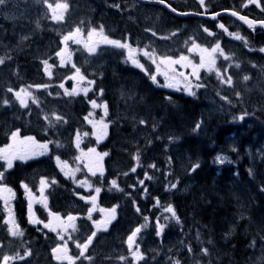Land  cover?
<instances>
[{"label": "trees", "instance_id": "trees-1", "mask_svg": "<svg viewBox=\"0 0 264 264\" xmlns=\"http://www.w3.org/2000/svg\"><path fill=\"white\" fill-rule=\"evenodd\" d=\"M171 5L181 11L187 10ZM68 6L74 11V17L71 11L64 13L62 20L53 16L44 21L40 30L33 27L31 16L13 23L0 20V41L10 46L5 51L0 49V59L4 60L0 64V147L8 143L11 129L20 132L22 137L30 136L39 143H49L50 153L30 166L40 165L45 175L60 183H49L55 194L54 201H60L72 192L66 188L67 183L59 181L55 164L59 157L60 162L76 168L79 177L111 192L112 201L123 206L128 215L133 212L138 218V222H133L134 227L140 225L142 232L145 229L151 237H156L160 234L159 225H163L161 239L166 243L165 247L177 251L176 245L181 239L188 250H196L200 256L192 258L188 264H257L263 254L251 245L264 246V191L259 190L263 183L257 176L262 174L264 181V170L240 160L242 175L233 177L231 167L216 166L215 157L225 140L222 125H229L227 119L212 117L205 120L203 103L199 99L192 101L182 94H167L138 71L125 73L122 69H114L120 74V78H115L117 72H113V66L104 68L99 81H94L87 92L75 94L72 68L61 61L63 39L74 27L86 25L87 15L95 21L100 9L94 4H79L77 0ZM141 7L149 12L152 10L146 4ZM108 10L111 14L102 21L110 28L116 23L117 15L112 9ZM149 14L151 26L160 27L153 20V14ZM171 16L165 12L164 17ZM191 19L194 20L178 18L182 30L178 26L177 38L184 40L195 36L202 39L203 26L207 22L196 19L194 23ZM133 26L130 31L133 45L141 44L145 39L141 25ZM28 27L33 28V35L24 42L20 32ZM122 28L126 29V26ZM160 30L155 32L161 33ZM117 36L113 32L109 35L111 39ZM149 48L154 50L151 45ZM158 58L154 57L155 60ZM16 92L31 96V100H23L26 106L18 101ZM5 100L9 103L4 104ZM93 101L98 105L97 109L92 108ZM92 119L109 124L110 134L101 145L90 139L93 135L88 121ZM146 129L150 134L141 135L139 141L137 132ZM195 130L202 134H194ZM243 131L248 134L237 133L233 142L237 159L245 156L243 152L252 142L264 137L258 130L253 133L249 128ZM254 133L257 134L254 136ZM76 141L79 149L75 148ZM97 145L99 150L109 154L106 164L111 178L104 183L85 172L80 157L83 149ZM10 176L16 177L12 185H19L20 179L24 181L27 177L25 171L24 175L9 172L7 177ZM118 178L133 180L118 181ZM112 179L117 184L114 189ZM26 181L28 183V179ZM19 191L22 193L23 190ZM169 206L175 216L166 210ZM203 249L208 250L207 255ZM159 259L160 256L151 258L147 264H161ZM179 259L182 261L178 262ZM185 259L174 254L165 264H184Z\"/></svg>", "mask_w": 264, "mask_h": 264}, {"label": "rangeland", "instance_id": "rangeland-1", "mask_svg": "<svg viewBox=\"0 0 264 264\" xmlns=\"http://www.w3.org/2000/svg\"><path fill=\"white\" fill-rule=\"evenodd\" d=\"M248 1H252V0H246L244 1V4H246ZM258 4L259 0H256ZM264 1V0H262ZM64 3H68V0H40V2H37V0H8V4L6 6H0V19L7 21L9 23H13L16 21H19L20 17L23 16L24 14L28 13V12H34L35 13V22L41 23L42 21L46 20L49 18V13H50V9L54 8L57 9L56 5L57 4H64ZM123 4L128 5V8L126 9H132L136 12H139L141 9L138 8L139 4H136L135 2H133L132 0H126L122 2ZM51 4L52 7H48V5ZM160 8L158 7H154L153 10L156 11L155 13V17H159L160 14H162V11L159 10ZM60 12V11H57ZM64 16V14H61ZM60 15V16H61ZM143 17H145L146 19L149 18L148 14L146 12H142L141 14ZM101 28L103 29V32L101 34ZM79 29L80 31L77 32L76 30ZM93 29H96V32L93 33L91 35V37L89 36V33L92 32ZM73 34V38L69 39L68 41H66L67 43L70 42L71 45H80L82 46L86 53L87 56L84 57V62L86 67H88L90 70H92L93 72L96 73V70H98L101 67H104L107 62L105 61L104 57H103V53L100 55V49L104 48L106 46H108V43H105L103 40V37H107L106 35V31L104 29V25L101 21V18H98L96 20L95 23H90L88 22L86 25H80V26H76L72 29V31L67 32L66 36L69 34ZM108 38V37H107ZM78 41V42H77ZM194 40H186L183 44H181V53L185 52L186 50L189 52L188 56H181V57H185L186 59L181 60V57H178L177 59H172L171 61H179V63H172L171 61L167 60V59H162V60H158V62L161 64V68L160 71L161 73L160 76L163 80L164 85L169 88V89H173L176 90V88H184L186 90L187 93L190 94V91L193 93L192 89H190L188 86H186L184 83H182L181 81H179L174 75L169 76L168 73L165 70H170L171 68L175 69L178 66L181 68H186L188 69V71L194 70V75H197L198 71L204 70V69H209V70H213L214 72H217V66L216 63H219L223 58H224V52L222 50H219L218 53V58L214 59L213 55L208 51H204L203 46L201 45H194ZM87 45V46H86ZM5 43L0 41V49L5 51ZM93 47L95 48V51L90 52L89 48ZM158 47L161 49L162 46L158 45ZM76 51V49H75ZM230 54H233V50L230 49ZM210 53V56H209ZM192 57H197L199 58L203 64L206 65H211L210 67H194L192 65ZM64 63H69V64H73L76 61L74 60V53L70 52L67 50H65V54L63 57ZM252 62L255 61L254 58H251ZM257 67H259L258 65H256ZM79 70L82 71V68L79 67ZM260 70V69H259ZM258 70V72H259ZM227 71V70H226ZM226 71L223 72V74H226ZM90 75H93L90 73ZM76 80L79 82L78 85H75V90L74 93L78 94L81 91L87 92L88 91V85H87V78L85 76H83L82 74H76L75 75ZM189 79V78H188ZM238 79V84L235 85L233 84V88L234 90H242L244 92V97L250 99L253 95L257 97L258 101L262 104H264V89L262 88V86L259 84V82L257 81V79L255 77H249L248 80H244L243 78H237ZM171 85V86H168ZM190 89V91H189ZM216 90L220 91V89L216 88ZM206 89L203 90V94L206 96V100L209 104V110L213 111V112H217L222 116H226L228 115V113L233 109V107L235 105H237L239 102H244L246 103V99L243 97H237L234 99L229 100L228 96L225 95V97L227 98L228 102L224 103L222 106H217L216 103H218V99H216L214 96H209L207 95V93H205ZM229 91H226V93H228ZM233 92V91H232ZM257 92V93H255ZM20 100H25L28 101L29 100V96H22L20 95ZM215 100L216 103H214L213 101ZM97 105V104H96ZM92 108L97 109L98 106L93 107V104L91 103ZM103 110V109H102ZM103 121H98V120H93L92 122V127L94 128V135L98 138H104L106 131L108 130V125L103 122ZM104 125H107V127L105 128ZM13 138V136H12ZM18 137L16 136L14 141L17 139ZM252 144H254V142H252ZM75 145H79V142L76 141ZM3 150V154H13V153H20L23 152L25 153L28 158L30 159L31 156H36V155H40L41 153V149L39 146H37L36 144L33 143V141H25V140H20L15 141L11 146H8ZM217 157H222L223 158V163L228 161V158L225 156H222L221 154L217 155ZM103 158H104V154L98 152V151H94V152H89L88 154L84 155V159H86V165L89 169V171L93 172V173H102L103 172ZM250 159V158H249ZM217 160V158H216ZM251 160V159H250ZM217 162L219 164H221V162H219L217 160ZM251 164L253 166L259 167L261 165L260 162H251ZM72 174H74V172H71ZM82 186L87 187V184H83ZM0 191L2 193H9L8 190L6 189H2L0 188ZM101 216H103L102 218V228L104 229V226H109L113 221H114V212L113 210H104L101 212ZM56 230H58V235H57V231H54V235L56 237H59L61 239V237H63V239H61L64 243H68V240L71 236V241L73 240V234H72V230H73V226H58L56 227ZM131 236V235H130ZM81 238V237H79ZM83 238V237H82ZM206 240V239H204ZM156 246V241H154L153 243L151 242V239L146 237V236H139L137 238V235L133 238L132 241V247L131 249L129 248V242H128V250H129V254L127 256H125L126 259L132 260L135 263H140L141 259H138L140 254H147L148 252H153L154 251V247ZM188 247V245H187ZM136 253V255L134 256L133 253ZM28 252L24 253V254H20L18 256V260L22 261V260H28L29 258H31L30 264L32 263V261L38 260V258H41L43 255H41L38 251H34L33 253H31L30 255H27ZM176 253H178L177 255H181L183 257H185L186 259L184 260V264H188L190 261H192V258H196L198 256H200V254L195 250V251H189L186 247L185 244H181L178 248ZM263 254V257H260L258 259L259 263H263L264 262V246L261 245L260 247V254ZM144 254V255H145ZM143 255V256H144ZM21 257H23L21 259ZM171 258V257H170ZM180 261V260H179ZM178 261V262H179ZM182 261V260H181ZM10 262L14 263V260H10ZM15 264V263H14Z\"/></svg>", "mask_w": 264, "mask_h": 264}, {"label": "snow or ice", "instance_id": "snow-or-ice-1", "mask_svg": "<svg viewBox=\"0 0 264 264\" xmlns=\"http://www.w3.org/2000/svg\"><path fill=\"white\" fill-rule=\"evenodd\" d=\"M37 2H40V0H37ZM45 2H46V0H45ZM159 2H160V3H164L165 0H159ZM252 2H256V0H252ZM200 3L203 5L204 0H200ZM7 4H8V0H0V6H6ZM245 6H246V5H245ZM48 7L51 8L52 5L49 4ZM56 7H57V8H63L65 11H67V9H68L69 6H68L67 3H64V4H57ZM173 11H175V9H173ZM232 15L236 16V15H238V13H237V12H232ZM53 18H54V19L62 20V19H63V15H61V16H59V17L54 16ZM239 18H240L241 20H245L246 22H248L250 26H251L252 23H254V22H252V21H247V18L244 17V16H240ZM220 27H221V28H224V25L221 24ZM224 30L227 31V29H224ZM76 31L79 32L80 30L77 29ZM100 31H101V34H102L103 29L101 28ZM205 31H208V30L205 29ZM95 32H96V29H93L92 32L89 33V36L91 37V35H92L93 33H95ZM153 34H155V33H153ZM210 34H211V33H210ZM72 38H73V34L70 33L69 35H67V36L64 37V40H65V41H68L69 39H72ZM236 38L239 39L240 37H236ZM103 40H104L105 43H108V44L114 45V46H116V47H120V48H128V47H129V45H127V44L121 43L120 41L109 40L107 37H103ZM77 42H78V41H77ZM86 46H87V45H86ZM219 47H220L219 44H217V45H216V48H213L212 51L215 52L216 49H218ZM89 51H90V52H93V51H95V48L90 47V48H89ZM261 51H264V49H261ZM57 55H60V53H57ZM144 55L147 56V55H149V53H148L147 51H145V52H144ZM225 58L227 59L228 57H225ZM165 59L171 61V58H170V57H169V58H165ZM180 59L183 60V59H186V58H185V57H181ZM133 62H134V63H137L135 60H133ZM171 62H172V63H179V61H171ZM2 63H4V60H3V59H0V64H2ZM44 63H47V62L45 61ZM137 66H138V67H142V65H139L138 63H137ZM237 66H238V65H237ZM77 72H79V69H77ZM194 74H195V73H194ZM197 78H198V77H197ZM152 79H153V81H155L156 77L153 76ZM248 79H249L248 76H245V77H244V80H248ZM228 83L231 84V78H230V77L228 78ZM168 86H171V85H168ZM8 91L11 92V91H13V90H12V89H8ZM21 91H23V90H21ZM189 91H190V89H189ZM190 94H193V95H194V93H192L191 91H190ZM15 95H16L17 98H19L20 95H21V92H16ZM237 95H239V94H237ZM224 99H227V98L224 97ZM8 103H9V101H7V100L4 101V104H8ZM21 104L24 105V101H23V100H21ZM92 104H93V107H96V106H97L96 103H95V101H93ZM24 106H26V105H24ZM106 112H107V106L105 105V113H106ZM243 118H244L243 116L240 117V119H243ZM57 119H61V118L58 117ZM101 123H103V122H101ZM141 123H145V122H144V121H141ZM104 127L106 128L107 125H104ZM17 134H18V133H13V138H14V139H15V137L17 136ZM27 139H28V140H32L31 137H29V138H27ZM39 147H40L41 149L46 150L47 147H48V145H47V144H44V145H40ZM89 151H90V152H94L95 149H89ZM2 152H3V150H0V153H2ZM40 154H43V152H41ZM104 155H107V153H105ZM27 158H28V156H27L25 153H23V152H20V153H13V154H0V159H4V160L7 162V166H8L9 168L12 167V162H13V160H15V159L25 160V159H27ZM137 159H138V157H137ZM57 160H59V157H57ZM217 160H218L219 162H221V163L224 162L222 157H217ZM198 166H199V165H196L195 167H198ZM195 167L193 168V170H195ZM133 171H135V169H133ZM93 174H95V173H93ZM2 176H3V173H0V178H2ZM42 183H43V181H42ZM112 183H113V185H115V181H113ZM141 183H143V182L141 181ZM24 187L27 188L26 185H24ZM172 187H175V185H172ZM9 191H11V190L9 189ZM99 191H100V189L97 188V189H96V192L98 193ZM92 199L94 200L95 197H93ZM166 210L169 211V212H171L173 216L176 215L175 212H174V210L172 209L171 206H169ZM114 211H115V209H113V212H114ZM69 219H73V218H72V217H69ZM44 226H45V227H49L48 224H45ZM159 228H160V231H163V225H159ZM15 229H16V230H14L13 228H9V232L11 233V235H13V236L23 235V233L20 232V231L18 230V229H19V226H18V225H15ZM52 230H55V229H52ZM140 230H141L140 228H137V229L132 233V235L128 237V242H129V248H130V249H131V247H132V241H133V238L136 236L137 233L140 232ZM158 234H159V233H158ZM95 235H96V233L94 232V233H92V236H90V237L88 238V240H87L84 244H77V247H78V248H81V253H80V255H83V254H84V251H86L87 248H88V246L92 243V239H93V237H95ZM61 239H63V237H61ZM52 251H53L54 254H56V253H58V252L61 251V247H60V246H57V248H54ZM189 251H191V248H189ZM202 251L204 252V254L207 255V253H208V250H207V249H203ZM30 254H31L30 252L27 253V255H30ZM133 255L135 256L136 253L134 252ZM22 258H23V257H21V259H22ZM55 258L58 259V260L61 259L60 256H56ZM67 258H68L70 261L72 260V257H67ZM121 259H124V258L121 257ZM138 259H143V254H140L139 257H138ZM8 260H9V257L5 256V257L3 258V264H7V261H8Z\"/></svg>", "mask_w": 264, "mask_h": 264}, {"label": "bare ground", "instance_id": "bare-ground-1", "mask_svg": "<svg viewBox=\"0 0 264 264\" xmlns=\"http://www.w3.org/2000/svg\"><path fill=\"white\" fill-rule=\"evenodd\" d=\"M251 102L253 103V104H257L258 106H261V103H259L257 100H255V99H253V100H251ZM238 112H239V116H242L244 113H245V110H244V108L243 107H240L239 108V110H238ZM222 133L225 135V140H224V142L222 143V145H221V147H220V149H219V151H218V153H225V154H228V155H231V156H235V154H236V151H237V148H235L234 146H233V142H234V140L236 139V136H237V133L233 130V128L230 126V125H226V126H224V125H222ZM230 130V132L227 134V132ZM257 133H254V136L256 135ZM258 140V139H257ZM263 152H264V144L263 145H261V144H259L257 141L254 143V145L253 144H251L248 148H245V150H244V152H243V154L245 155V156H247V157H249L251 160H253V161H260L261 160V158H262V154H263ZM232 153L234 154V155H232ZM191 163V162H190ZM208 163V162H207ZM204 164V163H203ZM202 165V164H201ZM189 166V165H188ZM190 167V166H189ZM240 175H242L241 173H240ZM239 175V176H240ZM244 177H246L247 175H243ZM257 176L258 177H260L262 180H263V176H262V174H257ZM248 177V176H247ZM257 177V178H258ZM184 179V178H183ZM246 179V178H245ZM261 179H259V180H261ZM181 180H182V178H181ZM180 180V181H181ZM186 180V179H185ZM184 180V181H185ZM262 180L260 181V183H262ZM233 181V180H232ZM245 181V180H244ZM253 182V181H252ZM195 183V182H194ZM238 183V182H237ZM248 183H249V181H248ZM256 183H258V182H256ZM190 184H191V181H190ZM185 186V185H184ZM258 186H259V184H258ZM194 187V186H193ZM186 188H187V186H186ZM192 188V187H191ZM253 189V188H252ZM255 190V189H254ZM259 190H263L264 191V185L262 184L261 186H260V188H259ZM190 191V190H189ZM243 226V225H242ZM248 226V225H247ZM112 243H114V241H112ZM251 246H253L257 251H259L260 252V247H261V245H258V244H254V245H251ZM190 263V262H189ZM196 263V262H195ZM257 264H260L259 262L257 263ZM261 264H264V262L262 263L261 262Z\"/></svg>", "mask_w": 264, "mask_h": 264}, {"label": "flooded vegetation", "instance_id": "flooded-vegetation-1", "mask_svg": "<svg viewBox=\"0 0 264 264\" xmlns=\"http://www.w3.org/2000/svg\"><path fill=\"white\" fill-rule=\"evenodd\" d=\"M18 197V200L20 201L22 196L20 194L17 195ZM45 212H47L46 210H42V211H34V212H28V216H29V219L30 220H33V217L34 219L36 220V222H40V220H43V221H49L50 220H54L53 218V214H54V211L50 210L49 212L51 213L50 215V218H44V217H40V215L44 214ZM70 215V214H69ZM67 215V216H69ZM34 222V223H36ZM68 222V220H67ZM45 225V224H44ZM49 226L51 225H56V226H63L64 223L63 221L61 220H55L54 222H51V225L48 223ZM52 226L49 228V230H51ZM40 244H43V242H41ZM38 244V246L36 247V249L34 251H38L41 255H43L41 258H38V260H36V264H46L45 261L47 260V264H48V257L46 256V247L45 245H41ZM51 247V246H50ZM22 264V263H20Z\"/></svg>", "mask_w": 264, "mask_h": 264}, {"label": "water", "instance_id": "water-1", "mask_svg": "<svg viewBox=\"0 0 264 264\" xmlns=\"http://www.w3.org/2000/svg\"><path fill=\"white\" fill-rule=\"evenodd\" d=\"M158 5H164V4H158Z\"/></svg>", "mask_w": 264, "mask_h": 264}]
</instances>
